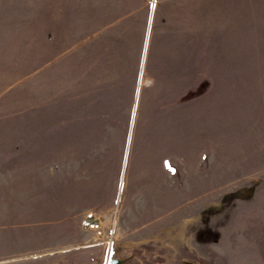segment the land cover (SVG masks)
<instances>
[{
    "label": "rangeland",
    "instance_id": "1",
    "mask_svg": "<svg viewBox=\"0 0 264 264\" xmlns=\"http://www.w3.org/2000/svg\"><path fill=\"white\" fill-rule=\"evenodd\" d=\"M108 252L264 264V0H0V264Z\"/></svg>",
    "mask_w": 264,
    "mask_h": 264
},
{
    "label": "water",
    "instance_id": "2",
    "mask_svg": "<svg viewBox=\"0 0 264 264\" xmlns=\"http://www.w3.org/2000/svg\"><path fill=\"white\" fill-rule=\"evenodd\" d=\"M120 259L119 258H115V257H110L108 264H119L120 263Z\"/></svg>",
    "mask_w": 264,
    "mask_h": 264
},
{
    "label": "built area",
    "instance_id": "3",
    "mask_svg": "<svg viewBox=\"0 0 264 264\" xmlns=\"http://www.w3.org/2000/svg\"><path fill=\"white\" fill-rule=\"evenodd\" d=\"M110 257H111L110 252H108L106 256L104 257V259L102 260L101 264H108Z\"/></svg>",
    "mask_w": 264,
    "mask_h": 264
},
{
    "label": "crops",
    "instance_id": "4",
    "mask_svg": "<svg viewBox=\"0 0 264 264\" xmlns=\"http://www.w3.org/2000/svg\"><path fill=\"white\" fill-rule=\"evenodd\" d=\"M158 87V85H155V83H154V85H153V87L152 88H157ZM159 88V87H158Z\"/></svg>",
    "mask_w": 264,
    "mask_h": 264
},
{
    "label": "snow or ice",
    "instance_id": "5",
    "mask_svg": "<svg viewBox=\"0 0 264 264\" xmlns=\"http://www.w3.org/2000/svg\"><path fill=\"white\" fill-rule=\"evenodd\" d=\"M165 166H166V167H170V166L168 165V163H167V162H166Z\"/></svg>",
    "mask_w": 264,
    "mask_h": 264
},
{
    "label": "clouds",
    "instance_id": "6",
    "mask_svg": "<svg viewBox=\"0 0 264 264\" xmlns=\"http://www.w3.org/2000/svg\"><path fill=\"white\" fill-rule=\"evenodd\" d=\"M151 83H152V84H154V83H155V81H154V80H151Z\"/></svg>",
    "mask_w": 264,
    "mask_h": 264
}]
</instances>
